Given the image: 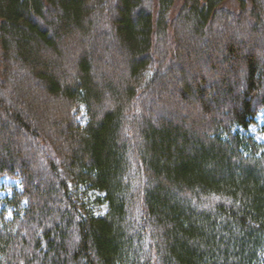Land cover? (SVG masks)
<instances>
[{
  "label": "trees",
  "instance_id": "obj_1",
  "mask_svg": "<svg viewBox=\"0 0 264 264\" xmlns=\"http://www.w3.org/2000/svg\"><path fill=\"white\" fill-rule=\"evenodd\" d=\"M262 110L264 0H0V264H264Z\"/></svg>",
  "mask_w": 264,
  "mask_h": 264
},
{
  "label": "rangeland",
  "instance_id": "obj_2",
  "mask_svg": "<svg viewBox=\"0 0 264 264\" xmlns=\"http://www.w3.org/2000/svg\"><path fill=\"white\" fill-rule=\"evenodd\" d=\"M233 5V3L231 4ZM77 35V34H76ZM72 41H75V36L71 39ZM196 66V64H193V68ZM224 66L219 64L218 70H220L219 73H222V70ZM112 71L110 70L111 73ZM45 98L43 93L37 92L36 94L32 95V103H30V108H33L34 110L36 108H39L40 105L44 102ZM62 102H55L47 105V110L51 113H47V117H51L52 115V110L54 111L56 108L60 107ZM29 106V105H28ZM80 120L84 122L85 120L83 119L82 116H79ZM245 136L248 138H252L255 143L258 145H264V110L260 111L256 117L253 119V124L248 127V129L245 131ZM15 188H18V181L14 179H10L8 177H3L0 178V199H3L10 195L11 190ZM80 197V198H79ZM87 198H83L82 193L81 195L78 194V206L80 207V211L82 215H86L87 211L93 212L95 215H103L105 213V206L103 205H98L94 202V199L98 197L97 193H92L90 192L87 196Z\"/></svg>",
  "mask_w": 264,
  "mask_h": 264
}]
</instances>
